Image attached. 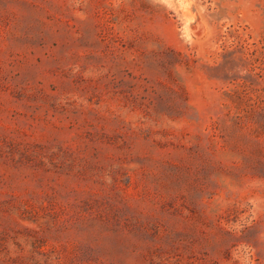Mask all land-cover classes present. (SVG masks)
<instances>
[{
	"label": "rangeland",
	"instance_id": "1",
	"mask_svg": "<svg viewBox=\"0 0 264 264\" xmlns=\"http://www.w3.org/2000/svg\"><path fill=\"white\" fill-rule=\"evenodd\" d=\"M0 264H264V0H0Z\"/></svg>",
	"mask_w": 264,
	"mask_h": 264
}]
</instances>
